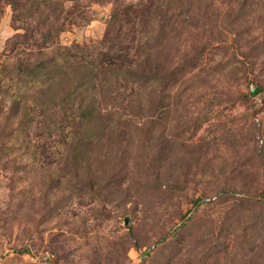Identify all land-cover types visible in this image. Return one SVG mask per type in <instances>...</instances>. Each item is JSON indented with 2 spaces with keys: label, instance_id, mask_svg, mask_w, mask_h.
I'll use <instances>...</instances> for the list:
<instances>
[{
  "label": "rangeland",
  "instance_id": "374dc122",
  "mask_svg": "<svg viewBox=\"0 0 264 264\" xmlns=\"http://www.w3.org/2000/svg\"><path fill=\"white\" fill-rule=\"evenodd\" d=\"M0 264H264V0H0Z\"/></svg>",
  "mask_w": 264,
  "mask_h": 264
},
{
  "label": "water",
  "instance_id": "95a60500",
  "mask_svg": "<svg viewBox=\"0 0 264 264\" xmlns=\"http://www.w3.org/2000/svg\"><path fill=\"white\" fill-rule=\"evenodd\" d=\"M257 91V88L255 87V88H253L252 90H251V93H255ZM129 222V219L128 218H125V223H128Z\"/></svg>",
  "mask_w": 264,
  "mask_h": 264
}]
</instances>
